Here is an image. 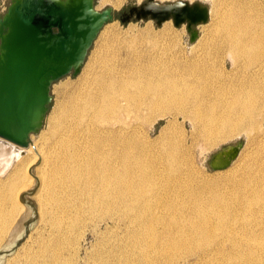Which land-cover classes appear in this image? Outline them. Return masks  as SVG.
I'll list each match as a JSON object with an SVG mask.
<instances>
[{"label":"bare ground","instance_id":"bare-ground-1","mask_svg":"<svg viewBox=\"0 0 264 264\" xmlns=\"http://www.w3.org/2000/svg\"><path fill=\"white\" fill-rule=\"evenodd\" d=\"M122 2L97 0L95 8ZM207 7L203 23L210 15L211 22L202 37L197 33L190 41L193 53L187 59L133 50L109 62V41L102 42L101 70L86 71V80L64 99L53 126L74 114L83 119L79 143L59 135L64 147L45 158L36 143L23 146L0 136V157L7 160L16 152L13 157L19 160L0 182V250L23 235L28 221L27 236L36 217L57 233L55 245L41 243L36 255L24 250L22 263L11 257L2 264H69L55 263L53 257L66 233L84 225L83 214L65 213L63 201L56 200L60 212L43 217L49 192H62L48 186L41 200L44 164L50 184L61 173L87 170L90 221L109 218L110 227L123 225L120 233L101 231L106 246L101 250L123 255L126 264H158L159 256L172 260L176 252L185 256L180 260L192 259L186 264H195L219 251L229 264H264V0H211ZM161 118L165 122L152 137ZM239 136L245 145L237 159L228 151L226 159L219 153L212 161L213 169L226 167L223 171L202 177L195 170L194 142L211 148ZM65 146L72 149L64 152ZM22 148H33L35 154L22 155ZM35 157L40 166L32 174ZM32 177L38 182L31 192L39 200L37 208L23 198ZM18 211L23 220L15 224ZM12 251L1 252L0 262Z\"/></svg>","mask_w":264,"mask_h":264},{"label":"rangeland","instance_id":"rangeland-1","mask_svg":"<svg viewBox=\"0 0 264 264\" xmlns=\"http://www.w3.org/2000/svg\"><path fill=\"white\" fill-rule=\"evenodd\" d=\"M143 1L145 0H123V2L118 7H112L109 4H105L102 7L98 8V10H100L105 7H111L114 15L112 20L104 24L98 32L96 38L92 42V45L88 49L84 62L80 66L79 71L76 74L70 72L60 77L58 80L52 82L50 86L51 100L49 103V108L44 116L40 128L37 131L31 133L29 136L30 145L36 143V145H38V148L41 149V151L44 153L45 158L52 153V149H59L64 147V144L60 146V142L58 141L59 135L64 134L65 139H72L76 143H79L82 140V132H84V126L81 120L83 119L78 118L79 120H77L75 118V114L69 116L68 119L64 120V123L62 124V126L64 125V127L56 126V128L54 129L53 126L56 121L55 119L60 114L62 102L71 91L78 90L82 86L81 82L86 80L83 78L86 74V71H88L89 69L90 71L101 70V56L107 53L109 62H112L117 58L121 59L126 52L140 50L143 53H164L166 56L178 54L177 56L180 57V55H182L181 57L184 59L191 57V54L193 52L190 51L191 43L189 41V34L186 31L185 24L175 26L172 23L171 19L165 20L160 25H157L153 20L149 18L138 20L130 19L127 22H121L119 20V15L123 11L127 10L129 6L139 4ZM158 1L166 2L174 0ZM188 1H201L208 4V6L211 5V0ZM9 2L10 0H0V15L5 11ZM96 3L97 0H94V5H96ZM210 22L211 15L206 23H201L196 26V31L199 37L203 36L205 28L207 27V25H209ZM104 40L109 41L106 53L101 48V44ZM131 40H133L132 45L128 44ZM151 40L156 42V45L154 47H151ZM115 48H117V51L115 50ZM217 57L218 56H216L215 60L221 59ZM226 58L227 57L224 56L222 58L224 59L223 61H225ZM228 67L229 63L227 62V68ZM66 110L67 109H65V111ZM164 122L165 119L161 118L154 124V127L151 131L152 137H154L158 133L159 127L164 124ZM186 128L189 129L188 124H186ZM193 144L194 145L190 147L192 150L191 157L193 166L195 170H197L202 175V177H209L213 176L215 172H221L226 168L225 167L219 170L212 169L210 167L215 155L219 154L220 152L224 153L229 151V155L232 156L231 159H233L234 157V160L237 159L239 150L245 145V139L243 136L234 137L229 140L222 141L211 148L205 146L200 142L199 139L198 142H194ZM71 149L72 148L65 146L64 152ZM19 150H21L20 153L22 155H27L30 158L33 154H35V150L33 148L29 151H27L26 148H22ZM12 153L13 155L16 154V152ZM13 155L12 157L8 156L11 159L8 158L7 160L4 159L6 158L5 155H3L4 157H0V170H3L0 171V182L7 177L10 170H12L19 162V160L14 158ZM38 164L39 159L35 157V162L30 168L32 174L37 173L36 168L40 166V164ZM83 171L84 173L77 171V175H73L75 170H72L69 173H61L56 176L55 179L53 178V183L50 184L47 178L49 176L47 166L44 164L41 170V173L43 175V182L40 183L41 200L45 196V190L48 186H55L62 191L58 192L55 190L49 192V199L44 202L45 207L49 209L44 212L43 217H47L51 213L54 214L60 212L59 208L61 206L58 203H61L63 201V206L66 208V211H64L65 213H82V220L84 221V225L79 226V228L73 231L72 234L70 232L66 233V235L63 237V244L59 247L57 256L53 257V262L58 260H68L69 264H126L124 263V259H121L123 258V255H121V258H118L112 253L101 250L102 248L106 247L100 241V236L102 233L101 231H105V229L111 228L112 230L108 234H113L115 232L120 233V230L122 231L123 225L119 222H116V226L110 227L113 222H111L109 218H96L95 220L90 221V217L88 216L87 211L88 203L85 201L88 197V191L87 188H85V178L87 175V170ZM28 178H26L27 180H25L26 183L28 182ZM75 182L77 183V186H75ZM37 187L38 182L35 177H32V181L29 182L28 186L23 192L31 193ZM85 191L87 192L86 195H84ZM31 195L32 194H26V198L34 204L35 208H37L39 200L36 199V196ZM18 199L19 198L17 196L16 201ZM56 200H58V203H56ZM78 202H81V204H77ZM41 213H43V209H41ZM18 214L19 211L16 213L15 218H17ZM37 218L38 217H36L32 228L29 230L28 235L24 237V240L18 246H16L10 254H6L0 264L5 263L7 259H10L11 257H15L22 263V260L24 259L23 252L25 249H27V251H30L31 255H36L37 250H39L40 248V245H55V236H57L56 230L54 229L51 231V227L45 220H43L42 217H40L39 219ZM107 219H109L110 221ZM22 220L23 219H20V217H18L17 220L15 219L13 223L17 224ZM66 229H68V226ZM93 229H96V231L98 232H94ZM221 235L222 232L219 231V236ZM65 240L68 241L66 242ZM2 241L0 240V245ZM172 255V260H167L165 256H159L158 264H186V262L192 261V259L189 258H186L185 261L180 260L185 256L177 252L173 253ZM229 263L230 259L227 258V255L224 253V251H219L217 253L209 254L205 261H200L195 264ZM132 264L142 263L136 261Z\"/></svg>","mask_w":264,"mask_h":264},{"label":"water","instance_id":"water-1","mask_svg":"<svg viewBox=\"0 0 264 264\" xmlns=\"http://www.w3.org/2000/svg\"><path fill=\"white\" fill-rule=\"evenodd\" d=\"M207 12L201 1L145 0L129 6L118 18L121 22L149 18L157 25L171 19L175 26L185 24L193 41ZM113 16L111 7L98 10L94 0H10L0 15L1 137L27 145L49 108L52 82L79 71L100 28ZM26 194L31 193H24L25 202L33 206ZM28 223L23 235L0 253L19 245Z\"/></svg>","mask_w":264,"mask_h":264},{"label":"flooded vegetation","instance_id":"flooded-vegetation-1","mask_svg":"<svg viewBox=\"0 0 264 264\" xmlns=\"http://www.w3.org/2000/svg\"><path fill=\"white\" fill-rule=\"evenodd\" d=\"M220 153L222 154V156H221V160H224V159L227 158L226 155H225V153H222V152H220Z\"/></svg>","mask_w":264,"mask_h":264}]
</instances>
